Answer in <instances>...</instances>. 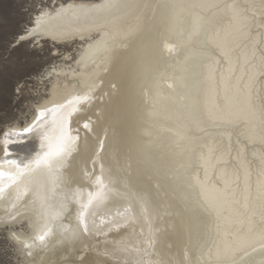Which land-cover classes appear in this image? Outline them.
Listing matches in <instances>:
<instances>
[{"label":"bare ground","instance_id":"obj_1","mask_svg":"<svg viewBox=\"0 0 264 264\" xmlns=\"http://www.w3.org/2000/svg\"><path fill=\"white\" fill-rule=\"evenodd\" d=\"M211 2L235 3L241 10H248L249 14H251L250 5L260 4V0H116L118 6L111 10L99 8L104 0H68L58 5L70 6L75 11L51 22L53 30L69 36L68 39L58 42L55 46L75 43L79 49L75 62L70 66L65 65L66 60L71 56L69 52L58 56L64 63L54 65L50 69L51 83L48 95L52 101L61 103L93 89L91 93L93 100L87 105H80L82 110L73 115L74 120L76 115H81L79 122L89 117L95 121L97 114L105 115L115 111L121 105V96L115 94L117 89L110 86L115 79L114 73L118 70L129 74H140L159 85L158 94L155 90L150 91L149 88L137 92V103L123 112L121 119L115 123V133L122 138V146L118 151L110 150L103 161L106 167L112 170L115 185L110 186L111 191L108 192V198L102 204L97 206L94 201L89 207V212H95V216L87 217L89 225L95 224L98 233L95 235H101V238L95 240V235L88 238L83 248L86 260L95 263L97 260H104L107 264H111V260H122L124 264H127L128 261L143 255L145 248H149L146 260L164 261L165 264L169 262L180 264L181 261H184V264H189V261L193 264H216L217 248H223L226 243L235 239L231 233L246 229V223L241 225L238 222H230L227 219L229 214L225 212V219L221 223L227 224L230 232L228 234L221 232L218 235L215 215L205 211L200 203L202 198L199 196V190L194 188H187V194H184L177 186L173 198L165 189H157L153 184L150 199L154 210L149 214L148 219L137 217L135 212L125 213L124 211L130 201L132 207H136L132 196L147 186L145 174L141 172L138 164H133L134 157L135 160L138 158L143 167L153 163L163 165L172 173L185 171L186 181L192 180L193 183L196 177L201 180L205 177V169L193 155V149L182 145L181 142L178 144V148L185 149L184 152L178 153L180 154L178 164L185 163L188 166L177 169L159 152L156 143L150 141L151 109L155 107L157 109L177 108L170 98L173 91H178L177 79L184 61L181 81L183 86H191L192 99L190 105L181 106V109L187 108L186 114L190 116L189 119L187 117L183 120L182 128L188 127V134L198 138L195 152L198 153L203 144L211 143L215 144L218 149L216 155L223 153V159L216 163L215 168L208 171L210 181L222 186L220 180L222 169L225 172V179L236 180L239 177V185L243 187L245 170L247 171L252 202L256 205L255 214L252 216V227L257 231L264 228V217L260 214L259 200L256 199L258 182L264 180V75L258 73L256 77L254 135L241 134L248 132L246 121H240L234 126L221 127L206 124L203 131H194L190 128V121L193 117L203 119L205 115V91L209 86V82L204 79L207 74L206 65L213 59L221 58L218 49L213 44L202 45L194 40L188 43L191 58L184 59L186 42L179 35L181 27L175 13L177 10L184 11L188 16L186 19L188 24L192 13H198L207 20H211L213 23L205 25L209 28H218L227 24V18L215 8L192 7V5ZM137 25H139L138 30L129 35L130 30ZM167 29H173V31L170 39L166 40L164 35ZM248 33L249 38L243 42L242 47L246 45L255 50L253 59L259 67L261 58L264 56V15H261L258 8L255 19L250 22ZM101 42L107 43V51L102 49L87 62H81V57L89 51L90 47L101 44ZM49 44L52 42L49 41ZM168 44L174 45L172 51H169ZM138 48L148 53V59L142 65L136 60V49ZM236 55L239 68L243 63L239 49ZM169 84H172L171 88L168 87ZM105 90L109 91V96L101 93ZM87 108L90 116L85 118V113H81ZM130 128L132 137H130ZM81 132L85 134L86 130ZM172 135L175 140H178L176 132ZM127 140H131L132 148V152L128 155L131 160L128 163L131 165L128 169L122 167L127 161L125 150H123V145H126ZM36 143L38 144L39 141L37 140ZM91 144L92 140L87 146L81 144L82 154L86 150L90 151ZM16 147L12 146L13 149ZM13 155H16L15 151ZM102 155L105 154L102 153ZM0 160H3L2 153H0ZM190 160L191 163H189ZM99 164L100 161L97 162L96 173L99 172ZM88 167L91 169L92 165L89 164ZM5 168L9 169L10 166L5 165ZM61 171L64 174L55 181L50 179L45 172L33 174L27 182V192H24L23 186L20 187L19 192L23 194L19 200L16 199L18 194L16 185L6 188L3 198H0V217H5L6 214L18 209L20 215L16 217V221L12 222V226L23 222L28 225L27 232L15 231L23 239L30 240L43 227L46 217L42 215L41 203L50 209L61 211L59 218L51 224L53 232L47 237L45 244L41 245L39 241H36L37 246L32 249V255H24L29 264H65L67 259L74 257L77 251L81 250L79 241L70 244L64 237L74 230L78 223L77 213L80 209L78 201L82 199L86 202L88 192L97 191V187L86 178L71 180L69 178L71 169L68 165H65ZM120 177L124 178L123 182H118ZM169 178L173 179L171 175ZM78 190L83 192L82 196H77ZM126 193H131L132 196H127ZM37 194L43 199H39ZM172 199H176L178 203L174 201L175 204L171 203ZM12 204H16V208H12ZM241 211H243L242 208ZM238 219H243V217L237 218L234 215L231 217L232 221ZM117 224L119 227H116ZM189 230L193 235L201 230L204 234L195 243L189 244L187 237ZM134 231L137 232L136 235L133 234ZM103 233L109 237L102 236ZM116 235L122 237L121 239L117 237V239L124 244L118 242L117 247L106 244L107 240H111V237ZM129 235L132 237L130 240H128ZM149 236L153 242L152 247H148ZM126 244L132 246V250ZM95 246L101 252L89 251V247L96 249ZM124 247L130 248L131 252L116 251L114 257L103 254L112 253ZM19 248L22 250L20 245ZM136 249L141 251L137 252ZM22 252L25 254L24 250ZM260 260L261 257L256 256L255 264H260Z\"/></svg>","mask_w":264,"mask_h":264},{"label":"snow or ice","instance_id":"obj_2","mask_svg":"<svg viewBox=\"0 0 264 264\" xmlns=\"http://www.w3.org/2000/svg\"><path fill=\"white\" fill-rule=\"evenodd\" d=\"M23 6L27 8L29 22L23 25L22 30L20 25H17V30L0 35V153L3 155V160H0V198H3L6 188L16 185L18 189L16 199L19 200L23 194L19 192L20 187L23 186L24 192H27V182L33 174L45 172L55 181L64 174L61 170L65 168V165L71 169L69 172L71 180L88 179L97 187V191H89L86 202L82 199L78 201L80 203L77 213L78 223L64 239L70 244L79 241L81 250L77 251L74 257L67 259L65 264H93L92 261L84 259L83 248L88 238L98 233L94 223L92 226L89 225L87 217L95 216L94 211L89 212V207L94 201L97 206L102 204L108 198L110 186L113 185L112 170L107 168L103 161L110 150L118 151L123 142L122 138L115 133V123L121 119L123 112L137 103V92L149 88L150 91L155 90L158 94L159 85L140 74L116 71L115 79L110 86L117 89L115 94L121 96V105L113 112L105 115L97 114L95 121L89 117L82 124V128L86 130L82 138L78 121L74 123L72 117L82 110L80 105H87L93 100L94 97L91 94L93 89L61 103L52 101L48 95L51 83L50 69L54 65L51 58L60 56V50L55 45L69 38L68 34L53 30L51 22L75 10L70 6H58L57 0H24ZM117 6L116 0H104L99 8L111 10ZM192 7L215 8L227 18V24L218 28H209L205 25L213 23L211 20H207L198 13H192L188 26L179 30V35L186 43L195 40L202 45L213 44L221 58L213 59L206 65L207 74L204 79L209 82V86L205 91V115L203 119L193 117L190 128L194 131H203L206 124L221 127L234 126L240 121H246L248 132L241 134L254 135L256 117L254 90L257 74L264 75V56L261 58L260 66L257 67L253 59L255 50L246 45L242 47V44L249 38L248 29L250 22L255 19L256 9L258 8L261 15H264V0H260L259 5L255 3L250 5L251 14L248 10H241L237 4L227 2L196 4ZM4 23V18H0V28ZM138 28L139 25L132 28L129 35ZM172 31L173 29H167L164 39H170ZM49 41L52 42L51 46ZM167 47L169 51H172L174 45L168 44ZM107 48L106 42L91 46L89 51L81 57V62H87L102 49L107 51ZM237 49L240 50V56L243 58L239 68L237 67ZM147 59L146 50L136 49L138 64H144ZM168 87L171 88L172 84ZM14 102L17 108L23 105L21 111L31 113V118L18 123L17 117L13 115ZM49 122L58 130L55 141L46 130ZM188 132V127L177 129L176 136L182 145L193 149V155L205 169L204 179L196 177L194 183L188 180L184 186H180L177 182L183 179L182 173H172L161 164L149 163L145 169L147 186L136 192L135 196L131 193L125 194L132 196L136 205L133 208L130 201L129 206L124 210L125 213L135 212L137 217L148 219L149 214L154 210L150 199L153 184L157 189L163 188L165 184L173 190L180 186L181 192H185L187 188L198 189L199 196L202 198L200 203L205 211L216 217L215 227L218 235L221 232L226 234L230 232L227 224L221 223L225 219V212L229 214L227 219L230 222H238L241 225L246 223L245 230L231 233L235 236L234 240L226 243L223 248H217L216 264H255L256 256H260V264H264V228L257 231L252 227V216L255 214L256 205L252 202L247 171L245 170L243 187L239 185V177L236 180L225 179V172L222 169L220 170L222 186L210 181L208 171L215 168L216 163L223 159V153L216 155L218 149L211 143L203 144L201 150L198 153L195 152L198 138L189 135ZM90 140H92L90 151L86 150L82 154L81 144L87 146ZM13 145L17 147L13 149ZM98 161H100L99 172L96 173ZM89 164L92 165L91 169L88 167ZM5 165L10 168L6 169ZM187 166L182 165V167ZM170 175L173 177L171 181L168 179ZM123 179V177L118 178V182H123ZM37 195L39 199H43L39 197V194ZM82 195L83 192L78 190L77 196ZM256 199L259 200L260 214L264 217V180L258 182ZM12 208H16V204H12ZM41 208L42 215L46 217L45 222L30 240L21 238L12 227V222L16 221V217L20 215L18 209L6 214L5 217H0V230L8 232V239L18 243L26 256L32 255V249L37 246L36 241H39L41 245L45 244L47 237L53 232L52 222L61 215V211L50 209L43 203ZM233 215L243 219L232 221ZM116 227H119V224ZM203 234V230L196 235L189 230L187 232L189 244L195 243ZM147 243L148 247H152L153 242L150 236ZM89 251H96V249L89 247ZM116 251H127V249L103 254L114 257ZM136 251L141 250L136 249ZM143 251L147 253V249ZM96 264H107V262L97 260ZM127 264H165V262L146 260L143 255H140L128 261ZM180 264H184V261ZM189 264L193 262L189 261Z\"/></svg>","mask_w":264,"mask_h":264},{"label":"rangeland","instance_id":"obj_3","mask_svg":"<svg viewBox=\"0 0 264 264\" xmlns=\"http://www.w3.org/2000/svg\"><path fill=\"white\" fill-rule=\"evenodd\" d=\"M67 1L68 0H57V4L60 5V4L65 3ZM22 5H24V0H0V18H4V20H5L3 27L0 28V35H2L5 32H11L13 30H17L16 29L17 25H20V30H22L23 25L29 22L30 16L28 14L27 8H26V6L22 7ZM175 14H176L175 16H176L177 20L179 21V25L181 28L188 26V23L186 21L188 16L185 14L184 11L177 10V12ZM49 45L51 46V44H49ZM55 47L60 50L61 55L65 52H69L71 54L70 58L68 60H66L65 65L70 66L75 62V59L77 58V55H78L77 50L79 49V46H77V44L71 43V44L59 45V46H55ZM185 47H186V50H185L183 58L184 59L191 58L190 51L188 50V49H190V46L188 45V43H185ZM51 60L54 62V65H62L64 63L61 60V58L58 56L52 57ZM184 62L182 63L180 75L177 79L178 91H173V93L171 94V98H170V100L173 102V104L177 105V108H167V109H157V107L152 108L150 111V124H149V128H150L149 132L151 134L150 141L153 143H156V147L160 150L159 152H161L166 159H168L174 166H176L177 169L178 168L182 169L183 168L182 165H185V163L184 164H182V163L178 164V158L180 155L178 153L184 152L185 149L184 148H178V144L180 142L178 140H175L172 133H175L177 129L182 128V122L185 118H187V117H188V119L190 118V116L186 114L187 108L185 107V109H183V108L181 109V106L190 105L191 99H192V88H191V86H189V85L183 86L182 81L180 79V78H182L183 72H184V70H183ZM186 83H189V81H186ZM101 93L109 96L108 95L109 91H107V90H105ZM12 109L14 110L13 115H15L17 117L18 123H22L25 120H28L31 118V113H25V112L21 111V109H23V105H20L19 108H17V104L14 102L12 105ZM87 112H88V108L83 109L81 114L85 113V118H86L87 116H90V113L89 112L87 113ZM75 118L76 119L74 120V117H73V121H76V122L78 121V126L81 128V131H83L84 129L82 128V124L86 120L84 119L81 122H79L81 115H76ZM46 130H47V133L52 138H55L58 135V130H57L56 126L53 125L51 122H49V124L46 125ZM80 134H81L82 138L85 135L83 132H81ZM130 137H132L131 128H130ZM130 145H131V140H127L126 145L125 146L123 145V150H125V158L127 161H126L125 165H123L122 167L123 168L126 167V169H128L131 166V165H128L129 161H131L129 159L130 157L128 155H129V153L132 152V150H131L132 148ZM121 146H122V144H121ZM133 162H134L133 164H138L141 172L145 174L146 167L142 166V163L138 160V158H137V160H135V157H134ZM180 173L183 174V179L181 181H178V185L184 186L185 182H186L185 171L180 172ZM145 177H146V175H145ZM168 179H169V181L172 180L171 178H168ZM114 185L115 184H113V186ZM165 186L162 189H165L167 191V193L170 194L174 198L175 197V195H174L175 190L171 189L167 184H165ZM184 194H187V190L184 192ZM173 201L177 202L176 199H172L171 203ZM171 214H173V213H171ZM12 227H14V230L18 231V232H27L28 231V225L26 224V222H23L19 225H15ZM133 234L136 235L137 232L134 231ZM106 235L107 234L103 233L102 236H106ZM8 236H9L8 232H6L4 230H0V264H29L25 260V258H24L25 254L22 252V250H20L18 243L8 239ZM95 236H96L95 240H98L101 238V235H95ZM106 237H109V236L107 235ZM117 237L119 239L122 238V237H119L117 235L112 236L111 240L106 239L107 243L106 242L105 243L108 245L115 246V247L119 246L118 242H120V244H124L123 242L119 241L117 239ZM131 238L132 237L129 235L128 240H130ZM98 243H100V242L98 241ZM94 245H96V244H94ZM126 245H128V244H126ZM95 247H96V250H98V252H101L99 249H97V246H95ZM126 247H124V248H126ZM128 247H130V245H128ZM130 248H126L127 251H125V252L129 253ZM131 250H132V248H131ZM149 250L150 249L148 248L147 251H149ZM146 254L147 253H143V256L145 259H146ZM93 264H96V263L93 262ZM111 264H124V263L122 260H116V261L111 260Z\"/></svg>","mask_w":264,"mask_h":264}]
</instances>
